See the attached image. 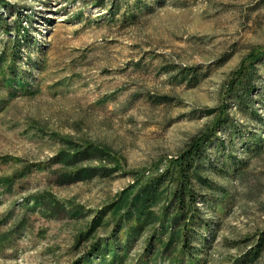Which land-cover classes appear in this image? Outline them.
<instances>
[{
  "label": "rangeland",
  "instance_id": "obj_1",
  "mask_svg": "<svg viewBox=\"0 0 264 264\" xmlns=\"http://www.w3.org/2000/svg\"><path fill=\"white\" fill-rule=\"evenodd\" d=\"M0 264H264V0H0Z\"/></svg>",
  "mask_w": 264,
  "mask_h": 264
},
{
  "label": "trees",
  "instance_id": "obj_2",
  "mask_svg": "<svg viewBox=\"0 0 264 264\" xmlns=\"http://www.w3.org/2000/svg\"><path fill=\"white\" fill-rule=\"evenodd\" d=\"M244 89H249V87L245 85ZM235 98H237L241 104L246 105L248 102L247 94H245L244 92L240 95L236 94ZM206 141H207V137L205 136L204 137L201 136V138L192 137L189 140V142L186 144L187 145L186 151L179 158L178 163H179L180 173L182 175V180L178 184L179 186H178L177 191L175 192L173 203L177 207H179L180 210H185L188 207L195 208L197 199H196V196H194V188H192L191 186L192 180L189 177H190V173L195 168L196 164L201 158L202 150H203V147L205 146ZM153 192L154 191L152 190L149 191V187L147 189L144 188L140 196H142L143 194L146 195V197H148V200H147L148 202L151 200L149 197L152 195ZM182 237H183L184 247H186L187 246V236L185 232H183Z\"/></svg>",
  "mask_w": 264,
  "mask_h": 264
}]
</instances>
